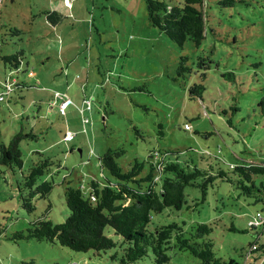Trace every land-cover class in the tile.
Returning a JSON list of instances; mask_svg holds the SVG:
<instances>
[{
    "label": "rangeland",
    "instance_id": "1",
    "mask_svg": "<svg viewBox=\"0 0 264 264\" xmlns=\"http://www.w3.org/2000/svg\"><path fill=\"white\" fill-rule=\"evenodd\" d=\"M221 1L204 0L201 45L187 40L180 47L149 23L146 0H71L72 15L54 26L44 11L64 0H0V82L13 71L9 79L23 83L0 101L1 139L8 144L18 131L38 135L20 142L25 173L41 158L38 151L54 161L53 189L47 199H34L32 212L20 204L21 171L0 164V264H120L110 257L114 250L78 252L45 240L12 239L41 218L64 222L70 213L65 187L88 192L91 180L105 181L110 175L99 156L109 148L126 150L119 159L125 170L135 158L166 150L216 172L245 160L264 163V115L257 108L264 96V0ZM20 52L23 71L5 65L4 56ZM182 57L189 70L180 73ZM200 84L201 96L191 91ZM55 92L72 100L63 115L62 99L52 104ZM84 99L91 109L82 110ZM68 131L75 133L69 142L63 139ZM186 195L190 208L154 213L152 226L211 224L217 257L264 264L261 250L250 252L254 243L264 244L262 228L247 225L264 208L256 194L218 178L203 203L196 204L202 199L198 188L188 186ZM105 234L117 239L111 227ZM168 253L166 264H203L187 251ZM134 264L154 263L150 255Z\"/></svg>",
    "mask_w": 264,
    "mask_h": 264
},
{
    "label": "trees",
    "instance_id": "2",
    "mask_svg": "<svg viewBox=\"0 0 264 264\" xmlns=\"http://www.w3.org/2000/svg\"><path fill=\"white\" fill-rule=\"evenodd\" d=\"M235 1L223 0L221 3L233 5ZM204 7V0H185L182 5H172L170 0H146L149 23L180 47H184L187 40H191L198 47L205 39ZM44 12L53 25L63 18L55 11ZM22 54L23 52L4 56L5 65L23 71L25 66ZM186 60V57H182L180 73L189 70L185 64ZM12 73L13 71L8 74L4 82H0L5 88L0 94V101L6 99L5 95L9 96L16 89L23 87V83L15 78L9 79ZM193 89L201 96L205 87L200 84L194 85L191 91ZM58 93L60 92L54 93L52 104H55ZM257 108L264 115V96L258 100ZM185 129H190V125L186 123ZM37 138L38 135L34 132L18 131L6 144L0 133V164L8 167L13 173L16 169L21 171L22 177L21 181L17 180V188L20 204L27 212L35 210L36 197L47 199L54 186L51 174L54 161L49 156L45 157L43 152L38 151L41 158L27 173L22 170L20 142ZM125 153L123 147L109 148L99 156L101 168L110 176H106L103 182L91 180L88 192L71 185L65 187L64 195L70 213L64 222L53 223L47 218H41L32 222L28 228L14 232L12 239L45 240L78 252L94 250L97 253H106L114 250L110 257L113 261L119 260L120 264H134L150 255L154 264H166L171 260L168 253L171 248L180 252L187 251L203 264H242L233 258L224 260L215 255L214 244L210 238L213 232L211 224L199 222L189 230H185L176 222L152 226V215L162 213L166 208H190L186 198L188 186L198 188L202 192V199L196 200V204L203 203L209 188L218 178L234 183L236 188L244 191L246 195L256 194L257 201L264 202V183L256 182L258 176L264 177V163L245 160L231 164L229 171L217 168L216 172L212 166L209 169L199 167L194 160L182 162L177 157H172L180 152L166 150L162 156L150 154L148 160L135 158L129 169L125 170L119 164V159ZM49 175L50 180L46 178ZM50 205L49 203V207ZM261 211H264V208ZM255 215L250 216L247 221V225L254 230L258 228L252 227L250 221ZM106 227L112 228L117 236L116 240L105 234ZM230 229L238 230L234 226ZM260 250L264 253V244L251 245L250 252ZM23 264H34V261H24Z\"/></svg>",
    "mask_w": 264,
    "mask_h": 264
},
{
    "label": "built area",
    "instance_id": "3",
    "mask_svg": "<svg viewBox=\"0 0 264 264\" xmlns=\"http://www.w3.org/2000/svg\"><path fill=\"white\" fill-rule=\"evenodd\" d=\"M57 97L62 99L59 106L60 113L65 114L66 107L72 103V100L61 93H58ZM1 98L2 96H0V99ZM90 108H91V100L84 99L82 110L90 109ZM74 137H75V133H73L72 131H68L65 133L63 139L64 141L68 142L73 140ZM250 225L258 229L262 228V233H264V212L263 211L257 212L256 215L252 217L250 221Z\"/></svg>",
    "mask_w": 264,
    "mask_h": 264
},
{
    "label": "crops",
    "instance_id": "4",
    "mask_svg": "<svg viewBox=\"0 0 264 264\" xmlns=\"http://www.w3.org/2000/svg\"><path fill=\"white\" fill-rule=\"evenodd\" d=\"M71 0H64V2L63 3H61V5H56V6H53L54 8H53V10L52 11H55V12H57L58 14H60L61 15V17H66V16H71L72 15V13H70L68 10H69V8H70V6H71ZM71 9H72V7H71ZM49 10V9H48ZM49 11H51V10H49ZM82 19H84V18H82ZM60 22H62V20H60ZM60 22H58L57 24H59ZM56 24V25H57ZM53 25V24H52ZM54 26V25H53Z\"/></svg>",
    "mask_w": 264,
    "mask_h": 264
},
{
    "label": "clouds",
    "instance_id": "5",
    "mask_svg": "<svg viewBox=\"0 0 264 264\" xmlns=\"http://www.w3.org/2000/svg\"><path fill=\"white\" fill-rule=\"evenodd\" d=\"M72 141V140H71ZM69 142V141H68Z\"/></svg>",
    "mask_w": 264,
    "mask_h": 264
}]
</instances>
